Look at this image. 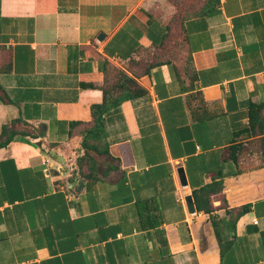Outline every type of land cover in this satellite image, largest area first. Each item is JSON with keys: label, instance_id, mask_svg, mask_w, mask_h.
Wrapping results in <instances>:
<instances>
[{"label": "crops", "instance_id": "1", "mask_svg": "<svg viewBox=\"0 0 264 264\" xmlns=\"http://www.w3.org/2000/svg\"><path fill=\"white\" fill-rule=\"evenodd\" d=\"M177 1L0 0V132L16 118L44 131L0 149V264H264L261 155L230 157L252 140L249 105L264 113V0L189 15L183 49L134 76ZM114 69L138 88L105 116L97 179L70 181ZM218 180L214 212H198L193 191Z\"/></svg>", "mask_w": 264, "mask_h": 264}, {"label": "trees", "instance_id": "2", "mask_svg": "<svg viewBox=\"0 0 264 264\" xmlns=\"http://www.w3.org/2000/svg\"><path fill=\"white\" fill-rule=\"evenodd\" d=\"M218 2L219 0H178L176 12L170 20L162 43L153 52L148 53L146 58L130 61L127 71L131 72L134 76H137L139 73L147 74L151 69L163 64L162 60L167 56L177 54L176 52L179 51L178 48L180 46H177L175 42L181 40L183 44L182 48L184 47L182 26L186 18L189 15H206L214 10ZM198 6H200L199 9L197 8ZM186 75L191 82L195 80V76L188 72V69ZM136 88L138 87L135 82L126 73L117 69H114L112 72V78L100 87L103 99L100 104L90 107L91 121L81 127L80 147L83 154L77 158L76 171L73 173L70 181L75 178L84 180L97 179L98 169L96 161L90 155V152H94L97 155H109V145L105 137V116L119 109L123 102L131 100L135 95ZM189 88H192V83ZM0 99L6 101L1 87ZM262 111L263 107L261 105H249V127L243 133L251 137L252 140L248 142L246 147L235 146L231 148L230 157L235 164H238L245 156L259 152L262 165H264V113ZM78 125H81V123H71V128ZM43 134L44 131H38L36 127L26 123L22 118L13 119L0 132V149L7 147L17 136L37 139ZM222 190V180H218L212 181L199 190L193 191L192 196L195 201L196 210L208 215L213 213L215 209L211 206V197L220 195ZM249 209L250 205H244L239 209L226 210V212L232 215L235 223Z\"/></svg>", "mask_w": 264, "mask_h": 264}, {"label": "water", "instance_id": "3", "mask_svg": "<svg viewBox=\"0 0 264 264\" xmlns=\"http://www.w3.org/2000/svg\"><path fill=\"white\" fill-rule=\"evenodd\" d=\"M177 174H178V178H179V182L181 184V186H185L186 185V181H185V177L183 175V171L181 168H179L177 170ZM79 188H81L83 186V183L80 182L79 183ZM79 191V190H78ZM185 204H186V208H187V211L190 213V214H193L195 213V207H194V204L192 202V198L190 196H187L185 198Z\"/></svg>", "mask_w": 264, "mask_h": 264}, {"label": "rangeland", "instance_id": "4", "mask_svg": "<svg viewBox=\"0 0 264 264\" xmlns=\"http://www.w3.org/2000/svg\"><path fill=\"white\" fill-rule=\"evenodd\" d=\"M176 44H177V46H180L178 49H179V51H181L183 48H182V42H181V40H179V41H176L175 42ZM174 46H176V45H174ZM177 48V47H176ZM178 49H176V50H178ZM78 149L80 150V153L78 154V156L76 157V159H74V165H72V164H69L68 165V167L66 168V170L68 171V172H72L74 169H75V171H76V162H77V158L78 157H80L82 154H83V151H82V149H81V147H80V144L78 145ZM90 155H92L93 157L95 156V155H97L96 153H94V152H90ZM96 161V160H95Z\"/></svg>", "mask_w": 264, "mask_h": 264}]
</instances>
